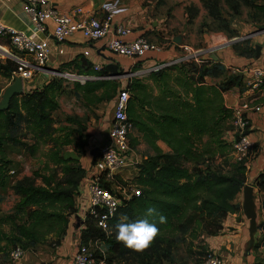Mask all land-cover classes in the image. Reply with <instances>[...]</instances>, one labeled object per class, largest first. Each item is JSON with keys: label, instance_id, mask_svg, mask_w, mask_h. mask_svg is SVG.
<instances>
[{"label": "trees", "instance_id": "16d2710c", "mask_svg": "<svg viewBox=\"0 0 264 264\" xmlns=\"http://www.w3.org/2000/svg\"><path fill=\"white\" fill-rule=\"evenodd\" d=\"M261 10L264 13V8ZM0 44L12 52L7 37H0ZM241 45L245 48L239 49ZM234 47L240 54L255 58V46L237 42ZM17 69V62L10 57L0 59V77L9 83ZM224 73L223 65L208 57L200 64L181 61L180 65H169L149 74L148 78L160 89L159 95H154L152 88L148 92L140 79L129 82L126 90L130 93L128 116L133 125L131 147L135 149L139 138L143 137L153 154L145 156L134 178L142 196L132 198L119 208L111 220L110 232L106 234L87 221L81 233L84 244L90 239L104 243L108 264L174 263L175 246L184 242V237L214 236L222 229L227 216L242 210V205L234 201L245 187L247 168L238 163L230 164L227 170L226 167L214 169L210 163L223 150L222 139L233 126V109L226 106L225 94L234 88L245 90L239 75L220 84L207 82V78L216 80ZM92 75L109 77L110 73L103 68L98 73L92 70ZM82 83L77 82L70 92L82 90L87 104L113 101L122 90L110 80ZM67 89L63 80L52 77L43 86L29 88L14 97L10 108L0 111V188H6L11 182V148H21L35 157L43 146H50L47 158L62 166V170L54 171L50 177H43L42 186L28 178L12 185L19 198L16 214L1 216L0 209V256L3 261L7 262L11 251L17 247L26 251V248L35 249L50 241L52 246H58L70 227L68 215L78 214L75 199L88 178V170L75 159L62 158L60 153L62 147L73 143L72 139H78L85 153L89 135L85 134V127L79 121L75 131H70L64 138L57 135L58 98ZM2 90L0 87V95ZM159 142L167 146L168 152L162 150ZM254 185L264 193V171L255 179ZM2 202L0 194V205ZM148 208H154L155 214L146 216ZM22 215H26V219ZM124 215L128 222L148 219L159 228L154 242L143 253L117 242L116 225ZM161 215L166 217V223H160ZM6 223L12 225L10 234L2 231ZM172 229L178 231L177 237ZM259 230L264 233V223ZM262 236L260 244L255 243L256 249L264 246V234ZM5 243L12 245L11 248L5 247Z\"/></svg>", "mask_w": 264, "mask_h": 264}, {"label": "crops", "instance_id": "0c3cea01", "mask_svg": "<svg viewBox=\"0 0 264 264\" xmlns=\"http://www.w3.org/2000/svg\"><path fill=\"white\" fill-rule=\"evenodd\" d=\"M105 4L115 5L116 8L123 9L124 11L113 15L111 11L104 7ZM158 5V2L154 0H55L53 2V7L59 13L74 18L89 19L97 16L103 17L108 14L112 15L111 26L106 38L97 41H87L82 33L78 32L70 36L66 42L57 43L51 38L52 24L49 23V31H47L46 34H38L35 32V27L31 24L29 17L24 12L22 0H0L1 22L19 31L32 34L35 33L36 37L40 40H45L50 48V61L43 70L37 73L35 79L24 83V91L27 92L29 88L43 86L53 77L52 72L61 71L65 66L67 68L63 71L72 72L78 78L85 79L86 77H96L92 75V70L95 65H100L105 68L108 64L116 63L124 72L129 71L132 73L129 75L126 74L123 79H120L121 81L109 76L102 77L103 79H85L84 82L110 80L118 84V88L120 89H126L129 82L131 83L135 79H140L143 83V78H148L149 76L147 75L150 72H154L153 68L155 66H161L163 68L169 66L172 61L178 60L176 58L177 47L181 48L180 45L175 43L176 38L168 34V29L164 25L161 10L158 14ZM117 26H124L131 29V33L124 38L125 41L132 42L138 37L144 36L153 42L161 43L163 45V50L159 53H149L146 58L141 60L129 59L113 54L105 48V44L109 39L115 36L114 33ZM258 42L259 38L253 40V44L249 43V46H256ZM235 44L230 46H226L227 44H225L223 46L209 48L204 55L207 58L217 57V62L223 65L231 76H235L231 74L233 69H243L251 65H256L257 63L255 58L240 54L234 47ZM137 65L138 67L135 68ZM239 76L243 79L241 74H239ZM210 80L211 78H207V82ZM243 87H245L244 80ZM241 92L239 88H234L230 91L228 94L232 99L230 104L225 95L226 106H236L239 102ZM244 92L245 90L242 95H244ZM67 95H72L77 102L83 103L87 109L91 108L94 111L92 115L93 118L91 117V120H93L89 125L88 121L84 123L78 118L79 123L85 127V134L89 135V145L85 147V157H83L82 161L83 168L89 170L91 166L90 151L94 148H99L97 146L98 143H106L112 120V118H110L111 113L108 112L114 110L116 99L106 102L108 106L107 109L105 108L104 110L100 106L102 102L87 104L83 98L82 90H77L75 93L71 92ZM63 96L64 95H61L58 98L60 107L55 113V118L59 114L60 108H62L63 99L61 97ZM261 104L262 111L249 116L251 124L249 135L255 146L253 150L255 152V157L251 169L246 172L245 186H254L255 179L264 171V101H261ZM45 148L50 149L49 146ZM22 151L27 153L23 149ZM13 153L14 152L9 151V157L15 165L16 159L12 155ZM38 154L39 153H37L35 157L38 158ZM131 172L132 171L129 169L121 173L124 177H131ZM11 179L12 177L10 181ZM14 182L11 181L6 188H0V194L4 195L5 191L9 190ZM254 193L255 196L258 195L255 189ZM5 201L6 200L1 203L0 209L5 206ZM243 202L244 194L242 191L237 195L234 201V203H240L242 205V210L237 214L227 216L223 220L222 229L217 235L212 236L203 234L198 239H203L208 249L220 255L225 264H255L258 262L257 258L259 257V253H257L255 244L252 247L249 245L250 221L244 214ZM1 216H3V212H1ZM257 235L259 236V232ZM257 235L256 239L259 238ZM80 238V232L75 233L70 225L67 234L62 238L58 246L48 244L38 245L35 249L28 251L20 262L13 264H70L80 244ZM258 251L261 253V250ZM170 264L178 263L174 260V263Z\"/></svg>", "mask_w": 264, "mask_h": 264}, {"label": "built area", "instance_id": "2783aa9c", "mask_svg": "<svg viewBox=\"0 0 264 264\" xmlns=\"http://www.w3.org/2000/svg\"><path fill=\"white\" fill-rule=\"evenodd\" d=\"M55 0H22L24 12L29 17L31 24L38 34H46L49 31V23L52 24L51 38L57 43H64L67 39L80 32L87 41L102 40L107 37L111 26L112 15L103 17H93L89 19L74 18L69 15L59 13L54 7ZM131 33V29L124 26H117L114 37L109 39L105 48L113 54L129 59L141 60L149 53H159L163 50V45L153 42L144 36L138 37L132 42L125 41V37ZM0 37H7L10 42L12 52L7 53L18 64V69L12 75L14 82L16 77L22 78L24 83L33 79L34 75L43 70L50 61V48L45 40H40L35 33H27L6 26L0 21ZM261 56L256 65H251L243 69H233L232 75L243 76L245 92L241 94L236 106L233 109L232 125L236 131L234 139V154L237 162L242 163L247 170L252 167L255 146L250 138L251 127L249 116L262 111L261 101H264V42L262 43ZM2 49V47L0 46ZM185 51H190L188 46H181ZM199 53L189 52L180 60L196 61ZM161 66H155L153 70L157 72ZM103 69L100 65H95L93 70L100 72ZM140 72V71H139ZM52 76L57 79L78 78L74 73L68 71L52 72ZM103 79L102 77H86L85 79ZM82 79V82L85 81ZM130 93L122 89L116 96L114 110L112 113L111 127L106 138V143L99 149V155L95 161L93 172L88 170V178L80 193H88V202L85 213L81 215L83 225L80 234L86 228L87 221L94 223L95 227L104 233L111 230V220L118 212L119 208L132 198L142 196V190L133 182L131 177H124V170H139V164L144 157L140 156L131 147L133 125L128 116V104ZM14 173V172H12ZM258 192L255 196L258 206V223H264V193ZM79 213V212H78ZM75 217V216H74ZM104 220L107 230L99 227L100 221ZM258 232L263 235L262 230ZM13 253L17 255L14 256ZM26 252L17 247L10 253L9 260L12 263L20 262ZM70 264H106L104 243L99 239H90L88 243L81 242L75 252ZM203 264H225L223 258L217 253L208 252Z\"/></svg>", "mask_w": 264, "mask_h": 264}, {"label": "rangeland", "instance_id": "374dc122", "mask_svg": "<svg viewBox=\"0 0 264 264\" xmlns=\"http://www.w3.org/2000/svg\"><path fill=\"white\" fill-rule=\"evenodd\" d=\"M158 2V14L160 13L163 17L164 25L168 29V34L176 39H180V43H176L180 46H188L190 51H185L183 48L177 47V59H182L189 52L192 54L198 52L197 55L199 61L205 60L207 57L204 55L206 50L209 48L223 46L228 44L234 39H238V42L252 43L253 40L259 38V42L256 44L262 45L264 42V13L261 10L264 8V0H154ZM261 34V35H260ZM260 35V36H259ZM244 39V40H242ZM253 44V43H252ZM1 50L10 53L8 47L2 46ZM245 45H241L239 49H244ZM6 55L4 52L0 51V59H5ZM196 62V61H194ZM200 64L202 62H196ZM179 64L180 62L172 63ZM155 72V71H154ZM154 72H150L152 74ZM149 74L147 76H149ZM37 73L33 77L35 79ZM231 76L227 70H225L224 76L219 79H213L208 82L209 84H220L224 82L225 79ZM63 80V79H62ZM143 84L147 88L148 92L151 88L154 91V95L160 94L159 87L149 78L144 77ZM32 81V80H31ZM64 86L67 89V92L64 93L62 108L57 115V133L58 136L64 138L67 133L70 131H75L79 126L77 125L78 118L88 125L91 123V117L94 114L93 109H87L83 103L77 102L72 95H67L71 93L70 90L74 88L77 82H82L80 78H70L64 79ZM7 80L0 77V87L3 88L0 95V101L2 94L5 89L12 84ZM246 90V88H245ZM112 91V90H110ZM230 93V92H229ZM229 93L225 94L228 98L229 104L232 99L230 98ZM243 92H241L242 94ZM242 97H239V100ZM100 106L105 110L107 109L108 104L106 101L102 102ZM99 108V107H98ZM110 118H112L113 111ZM93 118V117H92ZM89 119V120H88ZM134 136H137V133L134 132ZM74 138H77L74 136ZM236 138V131H234L233 126L226 132L224 135L223 150L217 155V157L210 161L212 168H225L230 164H238L235 154H234V139ZM72 139V138H71ZM78 139H72L71 144L62 147L60 155L65 159H75L82 165L83 157L85 153L83 148L80 146ZM138 146L133 149L142 159L143 157L153 154V150L145 142L143 137L139 138ZM104 144L98 143L97 146L101 148ZM158 145L162 148L164 152H168L167 146L163 142H159ZM42 147L39 150L38 158L32 157L28 153H24L22 149L11 148L10 152H14L12 155L15 157V165L13 163L12 171L10 176L12 177L11 181L16 182L24 178L31 179L38 186L44 185V179L52 175L56 170H62V166H57L53 164L48 158L47 154L50 149ZM50 147V146H49ZM51 148V147H50ZM190 168H193V165H189ZM64 168V165H63ZM203 168H206L204 165ZM225 170V171H226ZM16 171V172H15ZM90 173L94 170L90 166ZM131 178L136 184L134 177L138 174V170H131ZM14 172V173H12ZM16 173V174H15ZM62 174L60 173V176ZM14 182V183H15ZM14 185V184H13ZM3 201L6 200L5 206L2 207L1 212L3 216H8L16 214V206L19 203V198L15 194L12 186L9 190L5 191V194L2 195ZM75 202L77 204L78 214L82 215L85 213L86 204L88 202V193L86 191L77 194ZM240 204V203H239ZM67 213V212H66ZM72 213L68 215L70 220V225L72 227L74 222V215ZM26 219V215H22ZM19 223L23 221H18ZM73 228V227H72ZM2 231L5 234H10L12 231V225L6 223L2 226ZM173 235L178 236L179 233L176 229H172ZM175 232V233H174ZM219 233V232H218ZM217 233V234H218ZM258 233V232H257ZM216 234V235H217ZM202 236V235H201ZM200 236V237H201ZM258 236V235H257ZM259 238L256 239V245L260 244L262 235L259 232ZM199 239V238H198ZM194 237L188 235L184 237V242H179L175 246L174 250V259L176 263L181 264H203L205 257L208 252L211 250L208 249L207 245L204 244V240H198ZM54 241V239H53ZM48 245L53 244L52 241L46 243ZM8 249L11 248L10 244H4ZM32 250V249H31ZM257 250L259 257L257 258L258 262H264V246H260ZM261 250V253L258 251ZM30 251L26 248V253ZM0 256V261L2 260ZM187 260V261H185ZM106 264L107 261L105 260ZM3 264H13L10 260L1 261ZM169 264V263H165Z\"/></svg>", "mask_w": 264, "mask_h": 264}, {"label": "water", "instance_id": "95a60500", "mask_svg": "<svg viewBox=\"0 0 264 264\" xmlns=\"http://www.w3.org/2000/svg\"><path fill=\"white\" fill-rule=\"evenodd\" d=\"M244 40V39H242ZM240 40L235 39L228 43L226 46H230L235 44ZM175 42L178 44L180 43V39L177 38ZM256 48V55L255 59L258 60L261 56L262 52V45L258 44L255 46ZM0 51L4 52L5 55H7V52L1 50ZM214 62H217V57L212 58ZM106 70L110 73L111 78H116V79H123L124 76L127 74H131L132 72H124L122 68L116 64V63H111L105 66ZM121 81V80H120ZM24 81L20 77H16L14 82L10 84L2 94V98L0 101V111H6L10 108V103L12 99L18 95H22L24 93ZM99 155V149L94 148L90 151V157H91V166H94L95 161ZM243 194H244V202H243V211L248 220L250 221V242L249 245L252 247L255 244L256 241V235L258 232L259 228V223H258V206L256 203V198H255V193H254V188L253 186L246 185L243 189ZM83 225V220L80 214H76L74 217V222H73V229L75 233H78L81 226Z\"/></svg>", "mask_w": 264, "mask_h": 264}, {"label": "clouds", "instance_id": "9594fccd", "mask_svg": "<svg viewBox=\"0 0 264 264\" xmlns=\"http://www.w3.org/2000/svg\"><path fill=\"white\" fill-rule=\"evenodd\" d=\"M104 7L111 11L113 15L119 14L124 11L123 9H118L115 5L105 4ZM156 210L154 208H148L146 216L154 215ZM160 223H166V217H159ZM99 227L107 230V225L104 220L100 221ZM117 242H121L124 246L134 252L143 253L146 251L151 244L154 242L155 238L159 234V228L154 223H150L148 219H140L135 222H128V217L126 215L121 217L120 222L116 225ZM16 256V253H13Z\"/></svg>", "mask_w": 264, "mask_h": 264}, {"label": "bare ground", "instance_id": "6f19581e", "mask_svg": "<svg viewBox=\"0 0 264 264\" xmlns=\"http://www.w3.org/2000/svg\"><path fill=\"white\" fill-rule=\"evenodd\" d=\"M260 35H261V34H260ZM260 35H259V36H260ZM127 78H128V77H127Z\"/></svg>", "mask_w": 264, "mask_h": 264}]
</instances>
